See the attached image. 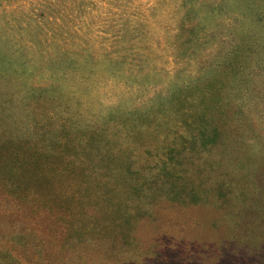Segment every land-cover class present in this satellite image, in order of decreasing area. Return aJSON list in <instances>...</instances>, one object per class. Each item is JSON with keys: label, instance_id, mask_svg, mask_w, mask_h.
Returning <instances> with one entry per match:
<instances>
[{"label": "rangeland", "instance_id": "1", "mask_svg": "<svg viewBox=\"0 0 264 264\" xmlns=\"http://www.w3.org/2000/svg\"><path fill=\"white\" fill-rule=\"evenodd\" d=\"M236 6L232 0H0V58L18 71L13 83L0 80V93L7 87L16 94L18 119L25 115V91L59 95L55 115L38 110L44 117L37 124L48 130H104L101 146L90 154H81L75 142L78 160L94 162L86 173L107 172L112 164L130 171L133 182L136 174H160L167 149L175 147L171 138L163 143L167 127L160 126L159 135L151 128L126 135L125 127L107 120L143 112L173 85L209 77L208 67L221 63L222 41L234 38L224 26ZM254 49L243 77L226 90L231 100L227 123H220L223 151L173 157L172 167L180 165L174 167L177 179H185L176 183L178 192L185 198L193 192L201 202L146 200L151 213L131 223L127 244L114 241L110 230L94 234L91 244L64 237L61 243L71 246L59 255L52 250L56 227L45 230L48 216L29 209L27 223L0 220V254L13 249L29 260L46 249L45 264H264V49ZM46 69L57 79L64 75L53 83ZM66 117L73 123L60 122ZM16 232L25 238L15 239Z\"/></svg>", "mask_w": 264, "mask_h": 264}, {"label": "trees", "instance_id": "2", "mask_svg": "<svg viewBox=\"0 0 264 264\" xmlns=\"http://www.w3.org/2000/svg\"><path fill=\"white\" fill-rule=\"evenodd\" d=\"M232 1L237 6L230 11L224 30L234 38L229 43L222 41L221 63L208 67L209 77L189 79L173 85L166 93L161 92L149 100L143 112L138 109L129 117L118 115L107 120L115 123V126L125 127L126 135L135 134L136 131L132 132L134 130H140L143 134L149 128L159 135L158 128L167 127L163 130V143L171 138L175 147L167 149L166 162L160 174H149V177L142 179L136 174L133 182L130 171H116L112 164L108 165L107 172L86 173L88 165L94 162L83 156L82 161L78 160L80 154L74 147L75 142L81 148V154H90L91 150H98L101 146L105 131L94 129L91 133L78 132L76 137L63 125L60 129L50 130L39 126L37 123H42L39 119L44 117L41 111L55 115L54 110L61 109L59 95L45 93L43 89H38L37 95L35 91H25L28 103L21 108L25 115L18 119L13 105L16 94L9 93V89L3 87L8 93H0V99H4L0 102V220L18 217L21 222L27 223L29 209L39 217L46 214L45 230L53 225L56 227L52 250L59 255L71 246V243H61L64 237L74 239V243L75 240H82L91 244L95 242L94 234L99 237L110 230L114 241L127 244L131 223L151 213L144 206L146 200L152 202L161 196L170 202H177L180 198L186 200L187 197L190 202H201L202 197L193 192L186 198L178 192L176 183L185 179L181 175L177 179L178 173L174 167L180 165L176 163L172 167L175 164L173 157L179 159L197 153L210 154L218 148L223 151L221 147L225 146V134L220 123H227L224 110L230 107L231 100L226 90L234 88L230 84L243 77L254 48L264 49V0ZM193 43L191 37L187 50L192 51ZM53 71L46 69V74L53 83H57L64 72L57 79L50 75ZM17 73V68L10 69L0 58L1 81L13 83L16 79L11 75ZM38 110H41L40 113ZM24 119L30 124L19 127L20 123H15ZM60 122L73 123L69 117ZM171 125L177 129L172 130ZM107 160H112L111 156ZM80 171L82 176H78ZM217 198L224 200L222 191ZM146 204L150 205L148 202ZM57 211L63 220L60 221ZM98 211L103 217L97 216ZM99 218L106 219L100 221ZM14 238L23 239L25 234L16 232ZM45 251L43 249L38 257H30L29 260L16 250L14 253L5 251L0 254V264H45L42 257Z\"/></svg>", "mask_w": 264, "mask_h": 264}]
</instances>
